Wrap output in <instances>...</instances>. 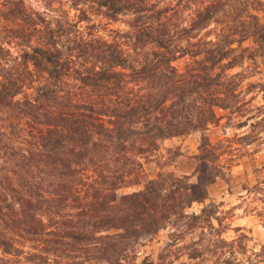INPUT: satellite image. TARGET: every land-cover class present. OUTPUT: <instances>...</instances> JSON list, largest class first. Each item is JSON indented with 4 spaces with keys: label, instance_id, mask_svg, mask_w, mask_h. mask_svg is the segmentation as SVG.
Wrapping results in <instances>:
<instances>
[{
    "label": "trees",
    "instance_id": "obj_1",
    "mask_svg": "<svg viewBox=\"0 0 264 264\" xmlns=\"http://www.w3.org/2000/svg\"><path fill=\"white\" fill-rule=\"evenodd\" d=\"M54 1L0 0V264H167L162 253L137 262L136 248L162 229L176 244L199 223L212 228L209 206L191 210L222 173L224 152L204 132L216 109L246 111L241 84L264 62V3L185 4L190 16L175 22L160 16L174 5L152 0H63L75 19L48 14ZM93 14L127 29L93 36ZM181 58L182 68L172 64ZM249 125L246 145L260 139L264 116ZM194 131L193 180L147 176L143 160ZM241 237L220 239L229 250L212 264H264V244L256 261L236 257Z\"/></svg>",
    "mask_w": 264,
    "mask_h": 264
},
{
    "label": "rangeland",
    "instance_id": "obj_2",
    "mask_svg": "<svg viewBox=\"0 0 264 264\" xmlns=\"http://www.w3.org/2000/svg\"><path fill=\"white\" fill-rule=\"evenodd\" d=\"M176 1L152 0L151 2H155L157 10L174 5L176 8L173 12L161 13L160 16L171 17L175 22H179L190 16L189 6L193 7L197 3L213 0H190L189 2L179 0L175 6ZM260 1L264 3V0ZM32 3L36 6L35 1ZM62 4H64L63 0L62 2L55 0L47 13L60 16L65 10L70 18L75 19L77 12L74 9L65 8ZM185 4L188 8L183 9ZM118 18L121 20L124 16ZM90 20L88 31L93 36L107 40L112 39L117 30L127 29L121 21H109L102 15H90ZM213 27L212 25L196 34L192 41L205 38ZM85 30L87 31V28ZM182 44L186 45V42L182 41ZM243 45L254 46L251 40L245 41ZM188 61L187 58H181L172 64L182 68ZM236 71L239 69L235 68L228 73ZM250 74L241 84L246 101L243 109L246 111L238 116L216 109L218 120L204 132L211 144L222 148L223 167L221 175L208 186L207 199L203 203H194L191 210L199 213L203 207L209 206L207 211L211 212L208 215H210L212 228L199 223L200 227L195 228L192 234H187L182 242L176 244L168 240L170 229H162L151 240L137 246V262L146 255L158 261V253H162V260L167 264H212L229 250V247L220 239L229 242L242 234L244 237L238 240L237 245L242 244L245 254H238L236 257L242 261L248 257L253 261L257 260L255 254L264 244V126L257 128L260 139L250 145L243 144L239 136L250 130V123L257 120L259 116H264V88H250L247 91L250 83L264 84V62L259 63ZM245 123L247 125L242 126ZM200 136L199 131H194L184 136L164 140L158 152L143 160L147 176L153 177L156 171L164 169L176 176L187 175L190 180H193L195 161L192 156L198 153ZM167 149H170L169 153ZM141 187V185L130 186L123 188L121 192L127 194ZM192 239L196 244H190ZM182 245L184 247L180 248ZM196 247L200 248L202 253L198 258L191 260L186 253Z\"/></svg>",
    "mask_w": 264,
    "mask_h": 264
}]
</instances>
